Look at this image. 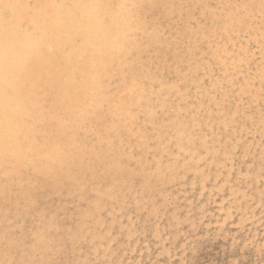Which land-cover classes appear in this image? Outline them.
<instances>
[{
    "label": "snow or ice",
    "instance_id": "obj_1",
    "mask_svg": "<svg viewBox=\"0 0 264 264\" xmlns=\"http://www.w3.org/2000/svg\"><path fill=\"white\" fill-rule=\"evenodd\" d=\"M151 3L152 11L145 17L151 31L144 29L149 39H140L133 49L122 51L118 63H105L106 76L101 80L97 54L89 50L90 42L80 30L69 26L62 11L79 7L75 0H27L29 8L48 15L50 28L43 38L29 44L26 56L17 64L16 78L0 95L10 94L15 101L12 112L23 114L29 122L25 133L31 139L29 151L53 143L57 148L42 156L46 163L9 167L0 175V216L6 224L16 225L15 233L27 237L16 239L5 232L14 249L30 243L33 249L52 247L57 255L72 257L47 264H110L107 259H96L99 247L94 241L89 243L86 229L91 233L107 229L111 252L125 233L131 240L138 229L148 233L153 226L158 228L162 218L167 217L173 226H183L172 213L176 205L166 190L177 180L180 166L146 164L143 155L152 151L153 144L158 151L170 150L171 117L145 105L151 104L157 92L175 90V81L183 83L201 69L209 72L215 67L213 60L227 63L226 57L235 55L229 52L232 42L237 36H247L257 20L264 68V0H221L214 6L207 0H179L168 5L163 20L156 21L151 16L159 5L157 0ZM52 10L59 11L51 15ZM161 23L172 35L164 46L159 43ZM20 24L31 31L40 28L36 17L22 19ZM165 49L166 56L160 55ZM244 63L241 56L232 66L242 71ZM261 82L264 90V71ZM85 83L88 93L82 98ZM141 116L145 124L151 121L152 131L135 133ZM5 118L9 130L18 135L13 117L5 114ZM69 124L73 125L70 134ZM261 126L264 128V111ZM183 127L174 138L180 145H191L194 137L182 131ZM129 145L132 151H128ZM261 167L264 170V160ZM122 218L129 223L125 225ZM261 220L264 222V216ZM86 248L89 258H74L78 250L84 255ZM5 264L17 261L6 260Z\"/></svg>",
    "mask_w": 264,
    "mask_h": 264
},
{
    "label": "rangeland",
    "instance_id": "obj_2",
    "mask_svg": "<svg viewBox=\"0 0 264 264\" xmlns=\"http://www.w3.org/2000/svg\"><path fill=\"white\" fill-rule=\"evenodd\" d=\"M219 2H221V0H208L207 1V3H209V4L213 5V6L216 5ZM260 45H261L260 28H259V23H258V20H257V22L253 25V27H252L251 31L249 32V34L247 36H237L235 41L232 42L231 47L229 49V52H231L232 50L233 51L237 50V54L240 55L239 56L240 58H241V56L245 57V62H246L247 59H251L252 62L254 60L253 64L257 67L256 69H254L255 67H252V69H250V71H249L248 69L245 68V66H244L245 63H244V65H242V71H236L234 69V73H233V69H231V71H227L224 67L220 68V65L218 63H216L215 60H213L212 63L213 64L216 63V64H215V67L212 68L210 71H212V70H214V71H212V72L209 71V72H207L208 73L207 74V73H205L203 71V69H201L200 73H198L199 77H198L197 73H196L197 74L196 75L195 72H193L190 78H188V79L185 78V82L186 83L185 82L181 83V82L178 81L180 83V84L178 83V85H180V88H184L185 89V87L186 88L189 87V89H186V90H188L187 91L188 93L186 94V98H185V100L183 102L178 101V98L176 96H174V95H173L174 97L171 96V98H172L171 99L172 100L171 101L172 102L171 107L174 109V111L175 110H180L181 117H182L183 121L186 122L185 124H187V126H188V128L190 130L189 132H191V135L193 134L192 136L194 137L195 142L193 140L194 144L192 143L191 144L192 146L190 145L191 146L190 148L191 149H195L196 146H197V148H198V149L196 148L197 151L193 150L196 153L194 155L195 157H194V159H189L188 155L186 153L179 152L177 150V147L173 143L170 145V148L172 147L174 149L171 148L172 150L170 149L167 152L158 151L157 150V145L153 144L154 147H152L153 145L151 146V148L154 149V150L151 151L152 153H150L148 151H145L146 154L144 152L143 155L146 156L145 159L147 161L145 163L146 164H150V165H152V164L155 165L157 163L155 161L157 158H160L161 159V163L163 162L162 164H164L165 166H167V164H169L170 161L173 164H180L179 165L180 166V172L178 173L177 180L175 182L170 183L166 190H167V192H170L172 194V197H173V199L175 201V205L176 206L172 209V213H174L175 216L179 220L182 218L181 221H183L184 224H183V226H173L169 222V219L167 217H165V218H162L159 221V227L158 228L153 226L151 228V231L148 232V233H145L144 231L138 229L137 230V235L135 234L136 236L134 235L135 237L133 236L134 238H132L131 241L128 239L127 235H125L127 233H125L123 236L120 237L118 243L116 245L112 246V250L110 252V255H114L113 260L116 261L117 264H127V262H128V264H130L131 262H132V264H181V263L182 264H184V263L185 264H189V263L190 264H229V263L230 264H238L239 262L241 264H264V250L261 249V247L264 246V222H262V220H261V217L264 216L263 215L264 214V211H263L264 207H262V198H261L262 196L264 197V180L262 178V176H264V170H262V167L260 166L261 163H262V158L261 157L264 156V151H263L264 144H262V140H264V128L262 129L261 119H260L262 111H264V90L261 91V89H262V82H261V79H260L261 76H258V75L255 74V72L258 71L257 69L264 70V68H262V65H261ZM207 55H209L208 57L211 58L212 57V52L209 51ZM228 57H226V58H228ZM251 70H252V72H251ZM222 71H223V73H222ZM230 72H231V76H229ZM203 73H205L206 75L203 74ZM237 73H238V75H237ZM211 74L212 75L214 74V75L212 76ZM193 75H194V77H193ZM204 75L205 76H209V77L205 78ZM220 75L222 77L223 76L224 77L222 78ZM217 76H219V78L221 77L223 79L222 80V79L218 78L219 83H216ZM231 77H232L233 81H232ZM241 77H242L243 80H245V79H247V80L244 82L243 80H241ZM197 79H199V80H197ZM201 79H202V81H201ZM252 79L254 80L253 82L250 81ZM173 80H175L174 77H173ZM194 80H195V82H194ZM229 80H230V83H232V84L235 83V85H234L235 87L232 86L230 83H228ZM197 81H199V82H197ZM207 81H208V83H207ZM238 81H239L240 84H238ZM202 82L203 83L205 82L207 85H202L203 84ZM190 83H192V84H190ZM224 83L225 84L228 83L229 85L227 86V84L225 85ZM185 84L188 85V87ZM213 84L214 85L215 84H221L222 86L224 84V86L222 88L221 87H219V88L218 87H214L216 89H213L212 88ZM241 84H242V86H241ZM183 85H185V86H183ZM204 86H207V88L204 87ZM249 87H250V89H248ZM220 88H221L222 92H221ZM233 89H234V91H233ZM197 90H198V92L200 90L201 91L198 93ZM206 90H208V92ZM217 90H219V92ZM250 90H252V91H250ZM204 91H206V92H204ZM244 91H245V93H247L246 95L240 94V92L242 93ZM249 92H253L254 94L256 92L258 94H255L256 95V97H255V95H253V93L249 94ZM221 93H224V94H221ZM236 94H239V95H236ZM187 95H189V96H187ZM218 95H219V97L216 98L215 96H218ZM198 96H199V98H198ZM235 96L238 99L235 98ZM225 97H227V100H224ZM245 97L246 98L248 97V98L246 99ZM188 98H190V99H188ZM209 98H211V99L213 98V99L210 100ZM257 98H258V100H256ZM196 99H197V102H196ZM239 99H241L242 104H241ZM261 99H262L263 102L261 101ZM200 100H201V102H200ZM204 100H205V102H203ZM217 100L219 101L218 104H217V102H218ZM221 100H222V103H220ZM255 100L257 102V105L255 104ZM212 101H214V102H212ZM223 101H224V103H223ZM189 103H190V105H189ZM213 103H216L217 105L213 104ZM192 104H193V106H192ZM206 104H208V105H206ZM202 105L204 106L205 109H203ZM219 105H220V107H219ZM246 105L251 106L253 110L251 109V107H250V110H249L248 106H246ZM159 106H161V104ZM188 106H190L191 109L185 110V109L188 108ZM207 106H210V108L213 107L214 109L213 108L210 109ZM216 106H218V109L220 108L223 111L222 110H218ZM239 106L242 107V108L240 109ZM200 107H201V109H200ZM216 109H217V111H215ZM242 109H244V111ZM159 110H162V107H159ZM200 110H203V111H200ZM208 110L210 111V114L208 113L209 112ZM234 110H236V111H234ZM174 111L173 110H168V111L166 110L164 113L161 112V111H159V113L162 114L165 117L166 116L167 117L170 116L172 118V116L174 115L172 113L176 112V111L175 112ZM231 111H232V114H231ZM168 112H170L171 114L168 113ZM197 112H198V114H197ZM202 112L204 113V116H203ZM235 112H238V113L235 114ZM242 112L245 113V116H244V114ZM251 112L252 113L254 112L255 114H252ZM214 113H216V114L214 115ZM218 114H219V118H218ZM239 114L240 115L242 114L243 116L241 115L242 116L241 117ZM250 114H251V116H250ZM192 115H193V118H192ZM247 115H249L250 117L247 116ZM211 116H212V118H211ZM222 116H224V118ZM228 116H229V118H228ZM255 116H258V117L255 118ZM185 117H187L186 118L187 121H189L188 119H191L190 121L193 122L192 125H194V126H192L190 124V121L187 122ZM199 117H201V118L203 117V119H201ZM230 117H231V121L229 120ZM237 117L241 118L242 121L239 118H237ZM141 118H143L142 119L143 122L140 123L141 124V125H139L140 128L141 129H147L149 132L152 131L151 124H150L151 121L148 122L149 124H147V126H146V124H143L144 123V117L141 116ZM194 118L195 119L198 118V120H195ZM194 120L197 121V122H195ZM203 120H205V121H203ZM209 120L212 123H210ZM224 120H226L225 123L227 122L228 124L227 123L225 124ZM232 120H233V122H232ZM171 122H172V124H171ZM171 122H169L168 126L170 128L169 127L168 128L169 129L173 128V129L171 131H169L170 133L168 134V137L170 136L171 138H173L174 137L173 135L175 134L173 132L175 123H173L174 121H172V120H171ZM234 122H236V124H234ZM249 122H250V124H249ZM216 123H217L218 126H216ZM218 123H220V124H218ZM230 123L234 124V125H231ZM204 124H205V126L206 125L207 126L205 127ZM144 125L146 127H144ZM245 125H247V126H245ZM213 126H214V128H213ZM220 127L221 128L223 127V128L221 129ZM245 127H246V130H245ZM197 128H199V130H203V131H198ZM218 128H220V129H218ZM224 128H225V131L223 130ZM191 129H193V130H191ZM213 129H215V130H213ZM233 130H235V131L233 132ZM257 130H258V133H257ZM261 130H263V132ZM244 131L249 132V133H246ZM193 132L195 133V135H194ZM197 133H198V135H196ZM199 133H201V134L199 135ZM250 133H251V135H249ZM204 134H208V135H204ZM257 135H260V136H257ZM196 136H197V138H196ZM201 136H203V137H201ZM206 136L209 137V138H207ZM254 137L257 138V139L259 138L260 140L259 139L257 140ZM199 138L210 139L208 141L209 143L207 142L208 145H207V143H206L207 146L199 144ZM216 141H218V142H216ZM196 142H198V144ZM218 143H219V145H218ZM213 144H214V146H213ZM173 145L175 147H173ZM200 145L203 146V147H201V149H200V147H198ZM246 145H247V147H246ZM216 146H217V148H221L222 147V149H215ZM252 146H254V147H252ZM244 147H246V149ZM155 150H157V151H155ZM260 150H261V152H260ZM206 151H208V154H207ZM244 151H247V152H244ZM262 152H263V154H262ZM165 153H167V154H165ZM240 154H241V156H240ZM147 156H149V157H147ZM153 156H155V157L153 158ZM230 156H231V158H230ZM180 157H181V159H180ZM182 157L185 159V162H184V160H182L183 159ZM205 157H206V159H205ZM198 158H200L199 162H198ZM257 158H259V159H257ZM166 159H169V160H166ZM176 159H179V160H176ZM189 160H191V161H189ZM263 160H264V157H263ZM190 162H191V164H187V163H190ZM201 162H203L202 166H200ZM206 162H208V163H206ZM239 162H241V163H239ZM242 163H243V165H242ZM210 164L212 166H210ZM245 168H246V170H245ZM232 170H233V172H232ZM214 171H215V173H214ZM200 173H202V174H200ZM179 175L180 176H184L185 178L179 180ZM190 175H192V176H190ZM207 178H209V179H207ZM249 178H250V180H249ZM255 178H258V179H255ZM204 181H205V183H204ZM256 183H258V184L256 185ZM194 184H195V186H193ZM171 188H173V189H171ZM253 188H254V190H253ZM188 191H189V193H188ZM252 193H253V195H252ZM259 193H262L260 197H259ZM242 194H244V195H242ZM246 196H250V197H247L249 199V201H247L248 199L246 198ZM251 197L254 198V200ZM234 198H235V200H234ZM242 198H244L245 201L242 200ZM257 200H259V201H257ZM235 201H237V204H235ZM239 201H240V203H239ZM243 201H244V203H243ZM256 202H259V203H256ZM194 203H195V205H194ZM238 203H239V206H238ZM242 204H244V206ZM229 205H231V206H229ZM221 207H222V210H220L221 211L220 212L218 210L221 209ZM217 208H219V209H217ZM237 208L241 209V210H237ZM249 208H250V210H248ZM191 209H193V211ZM260 209H261V211H260ZM117 211H119V210H117ZM245 211H246V213H245ZM233 213H234L235 216L230 215V214H233ZM251 213H252V215H251ZM198 214L202 215V217L200 216V218H199ZM170 215H171V213L169 214V216ZM211 215H213V216H211ZM239 215H240V217H238ZM203 217H204V219H203ZM253 217H254V219H253ZM216 218H218V219H216ZM249 218H252V219H249ZM122 219H124V218H122ZM194 220H195V224L193 223ZM251 220H253V222ZM213 221H215V222H213ZM255 221H257V222H255ZM138 222H140L141 224L143 223L142 221H139V220H138ZM123 223L126 225V224L129 223V221L127 219H124ZM192 223L195 226L192 225ZM234 223H237L238 225L234 224ZM259 223H261V224H259ZM170 224H171V226H170ZM220 225L223 226L222 227L223 229L221 228ZM217 227H219V228H217ZM188 228H190V229H188ZM216 229H217V231H215ZM220 229H222V230H220ZM104 230L99 232V234L101 236V239H99V241H97V245L99 247V253L100 254L96 258H99V259H103L104 258L105 250L108 249V245L111 244V239L106 235L107 229H106L105 232H104ZM208 231H210V232H208ZM231 235H233V236L231 237ZM151 236H153V237H151ZM234 238H236L237 240H235ZM223 240H226V241H223ZM200 241H202V243H200L198 245V243ZM238 241H240V242H238ZM139 242H140V244H139ZM156 242L158 243V245H157ZM102 243H103V245H102ZM120 243H121V245H120ZM137 244H138V247H137ZM145 244H146V246H145ZM153 246H155V247H153ZM233 246H235V247H233ZM149 248H150V250H149ZM159 249L162 250V251H160ZM189 249H190V251L188 252ZM194 250H195V252H194ZM175 253H176V255H175ZM89 255H90L89 250L86 248L84 255H80L79 250H78L76 255H75V258L76 259H87V258H89ZM138 256H139L140 259H138ZM231 256H232V258H231ZM233 256H235V257H233ZM246 258H247V260H246ZM249 258L252 259V260H250ZM69 259H72V257L69 256V255H64V256L60 257L61 261H67ZM132 259H133V261H132ZM184 260L186 262H184ZM188 260H189V262H188ZM242 260H243L244 263L241 262Z\"/></svg>",
    "mask_w": 264,
    "mask_h": 264
},
{
    "label": "clouds",
    "instance_id": "obj_3",
    "mask_svg": "<svg viewBox=\"0 0 264 264\" xmlns=\"http://www.w3.org/2000/svg\"><path fill=\"white\" fill-rule=\"evenodd\" d=\"M79 7L72 10H62L70 27L80 30L81 35L90 42V51L97 54L98 77L103 80L106 76L104 71L105 63H118L122 59V51L133 49L140 39H149L144 29L151 28L145 22V17L152 11L151 0H75ZM179 2V0H157L159 11L151 16L153 21L163 20L168 5ZM191 3L192 0H185ZM199 2V0H196ZM59 10H52L51 15H56ZM36 17L39 20L38 31H31L21 27L22 19ZM48 15L27 6V0H0V90H6L8 82L17 76V64L28 52L30 43L43 38L46 29L50 24L46 23ZM85 25L87 27H85ZM160 45L164 46L172 39L167 27L161 23ZM160 55L166 56L165 51ZM81 97L88 93V84L81 86ZM15 103L11 95H0V175L6 168H21L32 164L39 166L46 163L42 159L45 153L56 151L57 145H44L36 152L29 151L31 139L27 136L26 129L28 121L21 113H13L12 106ZM5 114L13 117L14 127L20 130L18 135L9 130L8 120ZM72 124H69V134ZM2 195V193H0ZM16 225L5 223L3 216H0V264H5L6 260H15L17 264L24 261L34 262V264H47L56 259L60 260L52 247L35 248L29 245L20 244L18 248H13L10 241L5 238V232H10L16 239L24 237L23 233H15ZM85 236L89 238V243L101 239L98 233H91L85 230ZM114 255H110L108 249L105 250L103 259H107L110 264ZM75 258V257H74Z\"/></svg>",
    "mask_w": 264,
    "mask_h": 264
},
{
    "label": "bare ground",
    "instance_id": "obj_4",
    "mask_svg": "<svg viewBox=\"0 0 264 264\" xmlns=\"http://www.w3.org/2000/svg\"><path fill=\"white\" fill-rule=\"evenodd\" d=\"M207 1H208V0H207ZM212 3H213V2H212ZM219 3H220V2H219ZM213 4H214V3H213ZM85 27H87V26L85 25ZM255 29H256V28H255ZM255 36H256V35H255ZM254 44H255V43H254ZM231 52H235V55H234V56H233V55H229L230 58H229V57L226 58L227 63H218V64L220 65V68H221V67H224L227 71H231V69H233V73H234V69H235V68H233V66H232V65H233V61H236L237 63H239V61H240V57H239V56H240V55L237 54V50H235V51L232 50ZM231 52H230V53H231ZM207 54H208V53H207ZM208 56H209V55H208ZM210 56H211V55H210ZM237 57H238V58H237ZM209 58H210V57H209ZM258 58H259V57H258ZM253 62H254V60H253ZM253 62L251 61V59H247L246 62H245V65H244V64H243V65L245 66L246 69H248V70L250 71V69H252V67H255L254 69L257 68V67L253 64ZM214 64H216V63H214ZM218 68H219V67H218ZM216 69H217V68H216ZM246 69H245V70H246ZM217 70H218V69H217ZM217 70H216V71H217ZM243 70H244V69H243ZM248 70H247V71H248ZM257 70H258V71H257ZM257 70H256L257 72H255V74L258 75V76H261V72L264 71V70H261V69H257ZM203 71H204V70H203ZM212 71H214V70H212ZM212 71H210V72H212ZM254 71H255V70H254ZM251 72H252V70H251ZM199 73H200V72H199ZM213 73H214V72H213ZM220 73H221V72H220ZM222 73H223V71H222ZM224 73H225V72H224ZM195 74H196V73H195ZM195 74H194V75H195ZM203 74H205V73H203ZM207 74H208V73H207ZM214 74H215V73H214ZM214 74H213V75H214ZM226 74H227V73H226ZM251 74H252V73H251ZM194 75H193V77H194ZM196 75H197V74H196ZM205 75H206V74H205ZM205 75H204L205 78L209 77V76H205ZM211 75H212V74H211ZM213 75H212V76H213ZM215 75H216V74H215ZM222 75H223V74H222ZM227 75H228V74H227ZM234 75H235V74H234ZM234 75H233V76H234ZM237 75H238V73H237ZM253 75H254V74H253ZM201 76H202V75H201ZM220 76H221V75H220ZM229 76H231V72H230V75H229ZM239 76H240V75H239ZM244 76H245V75H244ZM249 76H250V75H249ZM254 76H255V75H254ZM198 77H199V74H198ZM221 77H222V76H221ZM221 77L219 78V76H217L216 83H219L218 78H219V79H222L224 76H223L222 78H221ZM246 77H247V76H246ZM256 77H257V76H256ZM174 78H175V77H174ZM201 78H202V77H201ZM215 78H216V77H215ZM234 78H235V77H234ZM187 79H188V78H187ZM209 79H210V78H209ZM231 79H232V77H231ZM238 79H239V78H238ZM244 79H245V78H244ZM249 79H250V78H249ZM260 79H261V78H260ZM190 80H191V79H190ZM192 80H193V79H192ZM197 80H199V79H197ZM222 80H223V79H222ZM227 80H228V79H227ZM241 80H243L242 77H241ZM241 80H240V81H241ZM246 80H247V79H245V80H243V81L245 82ZM174 81H175V80H174ZM201 81H202V79H201ZM203 81H204V80H203ZM211 81H212V80H211ZM232 81H233V79H232ZM234 81H235V80H234ZM250 81L253 82L254 80L252 79V80H250ZM256 81H257V80H256ZM194 82H195V80H194ZM197 82H199V81H197ZM235 82H236V81H235ZM241 82H242V81H241ZM248 82H249V81H248ZM175 83H176V88H175V90H168V91H166V92L163 93V94H160L159 92H157V94L153 97L151 104H150V105H145V107H150V108L153 109V110H156V109H159V107H162V110H159V111H161V112H163L164 110H165V111H166V110H167V111H168V110H173V111H174V109L171 107V104H172V102H171V101H172V100H171V99H172L171 96L174 95V96H176V97L178 98V101L183 102V101L185 100V98H186V94L188 93V92H187L188 90H186V89H189L188 85H186V84H185V85H186L188 88L185 87V89H184V88H180V85H178V83H179L178 81H175ZM183 83H184V82H183ZM185 83H186V82H185ZM202 83H203V82H202ZM204 83H205V82H204ZM204 83H203L202 85H207L206 83H205V84H204ZM207 83H208V81H207ZM228 83H230V80L228 81ZM228 83H226L227 86L229 85ZM179 84H180V83H179ZM190 84H192V83H190ZM199 84H200V83H199ZM224 84H225V83H224ZM224 84H223V86H224ZM226 84H225V85H226ZM230 84H231L232 86L235 85V83H233V84L230 83ZM238 84H240L239 81H238ZM246 84H247V83H246ZM185 85H183V86H185ZM208 85H209V84H208ZM211 85H212V84H211ZM244 85H245V84H244ZM251 85H252V84H251ZM260 85H261V84H260ZM189 86H190V85H189ZM213 86H214V84H213ZM223 86H222V87H223ZM238 86H239V85H238ZM238 86H237V87H238ZM241 86H242V84H241ZM252 86H253V85H252ZM252 86H251V87H252ZM198 87H199V86H198ZM204 87H205V86H204ZM222 87H221V88H222ZM230 87H231V86H230ZM234 87H235V86H234ZM237 87H236V88H237ZM254 87H255V86H254ZM254 87H253V88H254ZM258 87H259V86H258ZM191 88H192V87H191ZM206 88H207V87H206ZM212 88H213V89H216V88H214V87H212ZM218 88H219V87H218ZM221 88H220V90H221ZM225 88H226V87H225ZM231 88H232V87H231ZM243 88H244V87H243ZM203 89H204V88H203ZM237 89H238V88H237ZM241 89H242V88H241ZM241 89H240V90H241ZM248 89H250V87H249ZM254 89H255V88H254ZM259 89H260V88H259ZM245 90H246V89H245ZM200 91H201V90H200ZM200 91H199V92H200ZM206 91L208 92V90H206ZM206 91H204V92H206ZM214 91H215V90H214ZM214 91H213V92H214ZM217 91L219 92V90H217ZM217 91H216V92H217ZM225 91H226V90H225ZM231 91H232V90H231ZM233 91H234V89H233ZM250 91H252V90H250ZM261 91H262V89H261ZM189 92H190V91H189ZM195 92H196V91H195ZM197 92H198V90H197ZM199 92H198V93H199ZM221 92H222V90H221ZM227 92H228V91H227ZM246 92H247V91H246ZM234 93H235V92H234ZM251 93H253V92H249V94H251ZM191 94H192V93H191ZM206 94H207V93H206ZM212 94H213V93H212ZM221 94H224V93H221ZM232 94H233V93H232ZM240 94H244V95H246L247 93H245V91H244V92H242V93L240 92ZM255 94H258V93L255 92ZM255 94L253 93V95H255ZM80 95H82V93H80ZM214 95H215V94H214ZM236 95H239V94H236ZM174 96H173V97H174ZM187 96H189V95H187ZM195 96H196V95H195ZM201 96H202V95H201ZM204 96H205V95H204ZM204 96H203V97H204ZM220 96H221V95H220ZM223 96H224V95H223ZM193 97H194V96H193ZM211 97H212V96H211ZM215 97L217 98V97H219V95H218V96H215ZM255 97H256V95H255ZM257 97H258V96H257ZM198 98H199V96H198ZM201 98H202V97H201ZM220 98H221V97H220ZM235 98H237V97L235 96ZM245 98H246V97H245ZM247 98H248V97H247ZM247 98H246V99H247ZM253 98H254V97H253ZM175 99H176V98H175ZM188 99H190V98H188ZM202 99H203V98H202ZM205 99H206V98H205ZM209 99L212 100L213 98H212V99L209 98ZM237 99H238V98H237ZM246 99H245V100H246ZM176 100H177V99H176ZM186 100H187V99H186ZM192 100H193V99H192ZM224 100H225V99H224ZM239 100H240V102H241V99H239ZM245 100H244V101H245ZM249 100H250V99H249ZM256 100H258V98H257ZM256 100H255V104L257 105ZM190 101H191V100H190ZM193 101H194V100H193ZM217 101H218V100H217ZM242 101H243V100H242ZM246 101H247V100H246ZM253 101H254V100H253ZM261 101H262V99H261ZM174 102H175V101H174ZM180 102H179V103H180ZM185 102H186V101H185ZM196 102H197V99H196ZM200 102H201V100H200ZM203 102H205V100H204ZM212 102H214V101H212ZM251 102H252V101H251ZM262 102H263V101H262ZM186 103H187V102H186ZM194 103H195V102H194ZM218 103H219V101L217 102V104H218ZM220 103H222V100H221ZM223 103H224V101H223ZM236 103H237V102H236ZM238 103H239V102H238ZM160 104H161V106H159ZM182 104H183V103H182ZM195 104H196V103H195ZM195 104H194V105H195ZM200 104H201V103H200ZM203 104H204V103H203ZM209 104H210V103H209ZM213 104H216V103H213ZM217 104H216V105H217ZM241 104H242V102H241ZM245 104H246V103H245ZM245 104H244V105H245ZM247 104H248V103H247ZM253 104H254V103H253ZM255 104H254V105H255ZM179 105H180V104H179ZM179 105H178V106H179ZM183 105H184V104H183ZM183 105H182V106H183ZM189 105H190V103H189ZM206 105H208V104H206ZM258 105H259V104H258ZM178 106H177V107H178ZM185 106H186V105H185ZM185 106H184V107H185ZM192 106H193V104H192ZM202 106H203V105H202ZM212 106H213V105H212ZM223 106H224V105H223ZM241 106H242V105H241ZM246 106H248V105H246ZM207 107L210 108V106H207ZM216 107H217V109H218V106H216ZM219 107H220V105H219ZM226 107H227V106H226ZM250 107H251V106H248L249 110H250ZM260 107H261V106H260ZM194 108H195V107H194ZM196 108H197V107H196ZM212 108H213V107H212ZM212 108H210V109H212ZM224 108H225V107H224ZM224 108H223V109H224ZM239 108L241 109L242 107L239 106ZM188 109H191V107L188 106V108L185 109V110H188ZM198 109H199V108H198ZM200 109H201V107H200ZM203 109H205L204 106H203ZM210 109H209V110H210ZM213 109H214V108H213ZM217 109H216L215 111H217ZM245 109H246V108H245ZM251 109H252V107H251ZM261 109H262V108H261ZM209 110H208V111H209ZM218 110H222V109L219 108ZM236 110H237V109H236ZM236 110H234V111H236ZM242 110L244 111V109H242ZM249 110H248V111H249ZM252 110H253V109H252ZM165 111H164V112H165ZM175 111H176V112H175ZM175 111H174L175 113H172V114H174V115H173V116L171 115V116H172L171 120L174 121L173 123H175V124H174V130H173V132L176 133V132H177V129L180 128L181 125H184V127L182 128V131H184V132L187 133L188 135H191V132H189L190 130H189L187 124H185L186 122L183 121V119H182V117H181L180 110H175ZM200 111H203V110H200ZM211 111H212V110H211ZM222 111H223V110H222ZM227 111H228V110H227ZM227 111H226V112H227ZM239 111H240V110H239ZM164 112H163V113H164ZM194 112H195V111H194ZM194 112H193V113H194ZM204 112H205V111H204ZM213 112H214V111H213ZM229 112H230V111H229ZM254 112H255V111H254ZM254 112H253V113L251 112V113H252V114H255ZM168 113H170V112H168ZM189 113H190V112H189ZM193 113H192V114H193ZM202 113H203V112H202ZM208 113L210 114V111H209ZM217 113H218V112H217ZM224 113H225V112H224ZM237 113H238V112H235V114H237ZM240 113H241V112H240ZM242 113H243V112H242ZM170 114H171V113H170ZM170 114H169V115H170ZM185 114H186V113H185ZM197 114H198V112H197ZM212 114H213V113H212ZM212 114H211V115H212ZM215 114H216V113H214V115H215ZM221 114H222V113H221ZM221 114H220V115H221ZM231 114H232V111H231ZM235 114H234V115H235ZM243 114H244V116H245V113H243ZM189 115H190V114H189ZM205 115H206V114H205ZM239 115H240V114H239ZM241 115H242V114H241ZM241 115H240V116H241ZM190 116H191V115H190ZM194 116H195V115H194ZM196 116H197V115H196ZM203 116H204V113H203ZM208 116H209V115H208ZM242 116H243V115H242ZM242 116H241V117H242ZM247 116H249V115H247ZM250 116H251V114H250ZM250 116H249V117H250ZM142 117H143V116H142ZM166 117H167V116H166ZM183 117H184V116H183ZM187 117H188V116H187ZM187 117H185V119H186ZM222 117L224 118V116H222ZM225 117H226V116H225ZM234 117H235V116H234ZM257 117H258V116H255V118H257ZM192 118H193V115H192ZM199 118H201V117H199ZM208 118H209V117H208ZM211 118H212V116H211ZM218 118H219V114H218ZM228 118H229V116H228ZM237 118H239V117H237ZM244 118H245V117H244ZM255 118H254V119H255ZM142 119H143V118H141V117L139 118V123H138V125H137V127H136V129H135V133H138V132H141L142 130H144V129H141L140 126H139V125H141L140 123L143 122ZM194 119H195V118H194ZM201 119H203V117H202ZM201 119H200V120H201ZM206 119H207V118H206ZM239 119L241 120V118H239ZM245 119H246V118H245ZM260 119H261V118H260ZM188 120L190 121L191 119H188ZM195 120H198V118L195 119ZM195 120H194V121H195ZM218 120H219V119H218ZM229 120L231 121V117H230ZM229 120H228V121H229ZM186 121H187V119H186ZM189 121H187V122H189ZM203 121H205V120H203ZM209 121H210V120H209ZM213 121H214V120H213ZM225 121H226V120H224V123H225ZM235 121H236V120H235ZM237 121H238V120H237ZM241 121H242V120H241ZM254 121H255V120H254ZM259 121H260V120H259ZM118 122H119V121H118ZM149 122H150V121H149ZM195 122H197V121H195ZM218 122H219V121H218ZM232 122H233V120H232ZM232 122H231V123H232ZM250 122H251V121H250ZM250 122H249V124H250ZM210 123H212V122L210 121ZM210 123H209V124H210ZM226 123H227V122H226ZM226 123H225V124H226ZM231 123H230V124H231ZM239 123H240V122H239ZM253 123H254V122H253ZM143 124H145V123H143ZM147 124H149V123H147ZM147 124H146V126H147ZM150 124H151V123H150ZM171 124H172V122H171ZM190 124L192 125L193 122L190 121ZM206 124H207V123H206ZM218 124H220V123H218ZM227 124H228V123H227ZM234 124H236V122H234ZM234 124H231V125H234ZM168 125H169V124H168ZM185 125H186V126H185ZM188 125H189V124H188ZM210 125H211V124H210ZM213 125H214V124H213ZM238 125H239V124H238ZM146 126L144 125V127H146ZM192 126H194V125H192ZM204 126H205V124H204ZM206 126H207V125H206ZM206 126H205V127H206ZM208 126H209V125H208ZM214 126H215V125H214ZM214 126H213V128H214ZM216 126H218L217 123H216ZM220 126H221V125H220ZM223 126H224V125H223ZM229 126H230V125H229ZM245 126H247V125H245ZM168 127H169V126H168ZM172 127H173V126H172ZM201 127H202V126H201ZM147 128H148V127H147ZM169 128H170V127H169ZM193 128H194V127H193ZM210 128H211V127H210ZM220 128H221V127H220ZM220 128H218V129H220ZM222 128H223V127H222ZM222 128H221V129H222ZM230 128H231V127H230ZM230 128H229V129H230ZM243 128H244V127H243ZM172 129H173V128H172ZM172 129H170V131H171ZM195 129H196V128H195ZM197 129H198V131H203V130H199V128H197ZM226 129H227V128H226ZM241 129H242V128H241ZM253 129H254V128H253ZM262 129H263V128H262ZM191 130H193V129H191ZM213 130H215V129H213ZM223 130L225 131V128H224ZM243 130H244V129H243ZM245 130H246V127H245ZM217 131H218V130H217ZM221 131H222V130H221ZM230 131H231V130H230ZM230 131H229V132H230ZM234 131H235V130H233V132H234ZM261 131L263 132V130H261ZM173 132H172V133H173ZM210 132H211V131H210ZM213 132H214V131H213ZM213 132H212V133H213ZM222 132H223V131H222ZM244 132H246V131H244ZM251 132H252V131H251ZM135 133H133L132 144L135 143V139H134V137H135ZM169 133H170V132H169ZM193 133H194V132H193ZM202 133H203V132H202ZM214 133H215V132H214ZM214 133H213V134H214ZM227 133H228V132H227ZM231 133H232V132H231ZM241 133H242V132H241ZM246 133H249V132H246ZM252 133H253V132H252ZM257 133H258V130H257ZM200 134H201V133H199V135H200ZM217 134H218V133H217ZM219 134H220V133H219ZM228 134H229V133H228ZM235 134H236V133H235ZM237 134H238V133H237ZM261 134H262V133H261ZM192 135H193V134H192ZM192 135H191V136H192ZM194 135H195V133H194ZM196 135H198V133H197ZM204 135H208V134H204ZM210 135H211V134H210ZM210 135H209V136H210ZM223 135H224V134H223ZM249 135H251V133H250ZM173 136H175V134H174ZM173 136H172V137H173ZM218 136H219V135H218ZM218 136H217V137H218ZM236 136H237V135H236ZM244 136H245V135H244ZM244 136H243V137H244ZM257 136H260V135H257ZM201 137H203V136H201ZM206 137H207V136H206ZM212 137H213V136H212ZM168 138H169V139L167 140V143H169L170 145L173 143V144L177 147V150H178L179 152L186 153V154L188 155L189 159H194V157H195L194 155H195L196 153H195V151H193V150H196L197 146H196L195 149H191L190 147H191L192 145H191V146L188 145V144L180 145V144L177 143V141H176V139H175L174 137L171 138V137L169 136ZM196 138H197V136H196ZM207 138H209V137H207ZM215 138H216V137H215ZM226 138H227V137H226ZM247 138H248V137H247ZM254 138H255V137H254ZM216 139H217V138H216ZM216 139H215V140H216ZM221 139H222V138H221ZM239 139H240V138H239ZM251 139H252V138H251ZM251 139H250V140H251ZM255 139H257V138H255ZM258 139H259V138H258ZM258 139H257V140H258ZM196 140H197V139H196ZM209 140H210V139L199 138V144H201V145H206V143H207ZM212 140H213V139H212ZM212 140H211V141H212ZM250 140H249V141H250ZM259 140H260V139H259ZM233 141H234V140H233ZM251 141H252V140H251ZM194 142H195V140H194ZM212 142H213V141H212ZM216 142H218V141H216ZM247 142H248V141H247ZM196 143L198 144V142H196ZM208 143H209V142H208ZM208 143H207V145H208ZM248 143H249V142H248ZM193 144H194V143H193ZM210 144H211V143H210ZM210 144H209V145H210ZM220 144H221V143H220ZM258 144H259V143H258ZM174 145H173V147H175ZM201 145L198 146V147H200V149H201V147H203V146H201ZM207 145H206V146H207ZM218 145H219V143H218ZM240 145H241V144H240ZM249 145H250V144H249ZM151 146H152V145H151ZM213 146H214V144H213ZM228 146H229V145H228ZM152 147H154V145H153ZM194 147H195V146H194ZM246 147H247V145H246ZM246 147H244V148L246 149ZM252 147H254V146H252ZM171 148H172V147H171ZM171 148H170V149H171ZM205 148H206V147H205ZM209 148H210V147H209ZM213 148H214V147H213ZM257 148H258V147H257ZM259 148H260V147H259ZM263 148H264V147H263ZM172 149H174V148H172ZM172 149H171V150H172ZM197 149H198V148H197ZM206 149H207V148H206ZM215 149H222V147H221V148H217V146H216ZM235 149H236V148H235ZM241 149H242V148H241ZM132 150H133L132 146L129 145V147H128V151H132ZM152 150H154V149H152ZM204 150H205V149H204ZM242 150H243V149H242ZM253 150H254V149H253ZM155 151H157V150H155ZM174 151H175V150H174ZM196 151H197V150H196ZM201 151H202V150H201ZM212 151H213V150H212ZM212 151H211V152H212ZM215 151H216V150H215ZM219 151H220V150H219ZM263 151H264V149H263ZM175 152H176V151H175ZM204 152H205V151H204ZM206 152H207V154H208V151H206ZM221 152H222V151H221ZM233 152H234V151H233ZM244 152H247V151H244ZM260 152H261V150H260ZM150 153H152V152L150 151ZM202 153H203V152H202ZM209 153H210V152H209ZM214 153H215V152H214ZM226 153H227V152H226ZM145 154H146V152H145ZM159 154H160V153H159ZM165 154H167V153H165ZM165 154H164V155H165ZM168 154H169V153H168ZM176 154H177V153H176ZM207 154H206V155H207ZM241 154H242V153H241ZM241 154H240V156H241ZM260 154H261V153H260ZM262 154H263V152H262ZM164 155H163V156H164ZM199 155H200V154H199ZM230 155H231V154H230ZM253 155H254V154H253ZM156 156H157V155H156ZM236 156H237V155H236ZM258 156H259V155H258ZM262 156H263V155H262ZM147 157H149V156H147ZM154 157H155V156H153V158H154ZM166 157H167V156H166ZM196 157H197V156H196ZM206 157H207V156H206ZM206 157H205V159H206ZM217 157H218V156H217ZM223 157H224V156H223ZM223 157H222V158H223ZM226 157H227V156H226ZM263 157H264V156H263ZM263 157H261L262 160H263ZM145 158H146V156H144V161L146 162L147 160H146ZM182 158H183V157H182ZM230 158H231V156H230ZM234 158H235V157H234ZM240 158H241V157H240ZM242 158H243V157H242ZM261 158H260V159H261ZM180 159H181V157H180ZM257 159H259V158H257ZM166 160H169V159H166ZM176 160H179V159H176ZM182 160H184V162H185V159H184V158H183ZM195 160H196V159H195ZM199 160H200V158H198V162H199ZM155 161L157 162L156 164L154 163L156 166L167 167V166H165L164 164H162L163 162L161 163V159H160V158H157ZM155 161H154V162H155ZM189 161H191V160H189ZM189 161H188V162H189ZM209 161H210V160H209ZM213 161H214V160H213ZM165 162H166V161H165ZM165 162H164V163H165ZM170 162H171V161H170ZM179 162H180V161H179ZM216 162H217V161H216ZM246 162H247V161H246ZM180 163H181V162H180ZM202 163H203V162L200 163V166H202ZM206 163H208V162H206ZM225 163H226V162H225ZM233 163H234V162H233ZM239 163H241V162H239ZM252 163H253V162H252ZM165 164H166V163H165ZM187 164H191V162H190V163H187ZM204 164H205V163H204ZM218 164H219V163H218ZM261 164H262V163H261ZM152 165H153V164H152ZM167 165H168V164H167ZM178 165H180V164H178ZM194 165H195V164H194ZM208 165H209V164H208ZM213 165H214V164H213ZM242 165H243V163H242ZM259 165H260V164H259ZM203 166H204V165H203ZM210 166H212V165L210 164ZM260 166H261V165H260ZM260 166H259V167H260ZM222 167H223V166H222ZM239 167H240V166H239ZM186 168H187V167H186ZM191 168H192V167H191ZM201 169H202V168H201ZM207 169H208V168H207ZM209 169H210V168H209ZM199 170H200V169H199ZM240 170H241V169H240ZM245 170H246V168H245ZM193 171H194V170H193ZM203 171H204V170H203ZM254 171H255V170H254ZM200 172H201V171H200ZM232 172H233V170H232ZM251 172H252V171H251ZM214 173H215V171H214ZM195 174H196V173H195ZM200 174H202V173H200ZM192 175H193V174H192ZM192 175H190V176H192ZM179 176H180V175H179ZM198 176H199V175H198ZM231 176H232V175H231ZM183 177H184V176H183ZM196 177H197V176H196ZM203 177H204V176H203ZM209 177H210V176H209ZM201 178H202V177H201ZM205 178H206V177H205ZM262 178H263V180H264V176H262ZM262 178H261V179H262ZM198 179H199V178H198ZM202 179H203V178H202ZM207 179H209V178H207ZM255 179H258V178H255ZM179 180H181V179L179 178ZM249 180H250V178H249ZM217 181H218V180H217ZM246 181H247V180H246ZM258 181H259V180H258ZM180 182H181V181H180ZM180 182H179V183H180ZM204 183H205V181H204ZM257 184H258V183H256V185H257ZM177 185H178V184H177ZM188 185H189V184H188ZM190 185H191V184H190ZM198 185H199V184H198ZM260 185H261V184H260ZM174 186H175V185H174ZM199 186H200V185H199ZM203 186H204V185H203ZM169 188H170V187H169ZM174 188H175V187H174ZM183 188H184V187H183ZM202 188H203V187H202ZM255 188H256V187H255ZM259 188H260V187H259ZM171 189H173V188H171ZM193 189H194V188H193ZM260 189H261V188H260ZM220 190H221V189H220ZM253 190H254V188H253ZM256 190H257V189H256ZM245 191H246V190H245ZM251 191H252V190H251ZM258 191H259V190H258ZM181 192H182V191H181ZM256 192H257V191H256ZM259 192H260V191H259ZM188 193H189V191H188ZM262 193H263V192H262ZM262 193H259V197L261 196ZM190 194H191V193H190ZM242 195H244V194H242ZM247 195H248V194H247ZM252 195H253V193H252ZM250 196H251V195H250ZM250 196H246V198H247V197H250ZM262 197H263V196H262ZM262 197H261V198H262ZM175 198H176V197H175ZM181 198H182V197H181ZM251 198H252V197H251ZM247 199H248V198H247ZM252 199L254 200V198H252ZM259 199H260V198H259ZM173 200H174V199H173ZM234 200H235V198H234ZM242 200H244V198H242ZM244 201H245V200H244ZM244 201H243V203H244ZM247 201H249V199H248ZM257 201H259V200H257ZM174 202H175V201H174ZM231 202H232V201H231ZM178 203H179V202H178ZM239 203H240V201H239ZM239 203H238V206H239ZM248 203H249V202H248ZM256 203H259V202H256ZM256 203H255V204H256ZM186 204H187V203H186ZM235 204H237V201H235ZM245 204H246V203H245ZM184 205H185V204H184ZM194 205H195V203H194ZM218 205H219V204H218ZM240 205H241V204H240ZM242 205L244 206V204H242ZM247 205H248V204H247ZM256 205H257V204H256ZM258 205H259V204H258ZM229 206H231V205H229ZM179 208H180V207H179ZM250 208H251V207H250ZM250 208H249L248 210H250ZM217 209H219V208H217ZM235 209H236V208H235ZM251 209H252V208H251ZM191 210L193 211V209H191ZM220 210H222V207H221V209H219L218 211H220ZM237 210H241V209H238V208H237ZM237 210H236V211H237ZM252 210H253V209H252ZM216 211H217V210H216ZM246 211H247V210H246ZM246 211H245V213H246ZM260 211H261V209H260ZM263 211H264V210H263ZM213 212H214V211H213ZM220 212H221V211H220ZM240 212H241V211H240ZM251 212H252V211H251ZM230 213H231V212H230ZM215 214H216V213H215ZM242 214H243V213H242ZM242 214H241V215H242ZM261 214H262V213H261ZM198 215H199V218H200V216L202 217V215H200V214H198ZM230 215L235 216L234 213H233V214H230ZM246 215H247V214H246ZM251 215H252V213H251ZM259 215H260V214H259ZM259 215H258V216H259ZM263 215H264V214H263ZM211 216H213V215H211ZM231 217H232V216H231ZM238 217H240V215H239ZM256 217H257V216H256ZM226 218H227V217H226ZM232 218H233V217H232ZM258 218H259V217H258ZM181 219H182V218H181ZM181 219H180V220H181ZM203 219H204V217H203ZM205 219H206V218H205ZM216 219H218V218H216ZM228 219H229V218H228ZM249 219H252V218H249ZM253 219H254V217H253ZM123 220H124V219H123ZM198 220H199V219H198ZM221 220H222V219H221ZM256 220H257V219H256ZM196 221H197V220H196ZM202 221H203V220H202ZM208 221H209V220H208ZM225 221H226V220H225ZM251 221L253 222V220H251ZM251 221H250V222H251ZM260 221H261V220H260ZM125 222H126V221H125ZM213 222H215V221H213ZM246 222H247V221H246ZM252 222H251V223H252ZM255 222H257V221H255ZM258 222H259V221H258ZM193 223L195 224V220L193 221ZM193 223H192V225H194ZM204 223H205V222H204ZM220 223H221V222H220ZM227 223H228V222H227ZM207 224H208V223H207ZM234 224H237V223H234ZM259 224H261V223H259ZM126 225H127V224H126ZM213 225H214V224H213ZM228 225H229V224H228ZM237 225H238V224H237ZM170 226H171V224H170ZM194 226H195V225H194ZM203 226H204V225H203ZM220 226H221V225H220ZM229 226H230V225H229ZM261 226H262V225H261ZM213 227H214V226H213ZM222 227H223V226H221V228H222ZM244 227H245V226H244ZM190 228H191V227H190ZM190 228H188V229H190ZM217 228H219V227H217ZM224 228H225V227H224ZM159 229H160V228H159ZM181 229H182V228H181ZM199 229H200V228H199ZM213 229H214V228H213ZM222 229H223V228H222ZM222 229H220V230H222ZM225 229H226V228H225ZM259 229H260V228H259ZM200 230H201V229H200ZM105 231H106V229L104 230V232H105ZM201 231H202V230H201ZM204 231H205V230H204ZM206 231H207V230H206ZM215 231H217V229H216ZM208 232H210V231H208ZM222 232H223V231H222ZM254 232H255V231H254ZM201 233H202V232H201ZM216 233H217V232H216ZM224 233H225V232H224ZM224 233H223V234H224ZM234 233H235V232H234ZM241 233H242V232H241ZM246 233H247V232H246ZM255 233H256V232H255ZM144 234H145V233H144ZM161 234H162V233H161ZM193 234H194V233H193ZM207 234H208V233H207ZM217 234H218V233H217ZM247 234H248V233H247ZM125 235H127V234H125ZM136 235H137V234H136ZM136 235H135V236H136ZM152 235H153V234H152ZM200 235H201V234H200ZM221 235H222V234H221ZM233 235H234V234H233ZM233 235H231V237H232ZM135 236H134V237H135ZM144 236H145V235H144ZM219 236H220V235H219ZM134 237H133V238H134ZM142 237H143V236H142ZM151 237H153V236H151ZM157 237H158V236H157ZM196 237H197V236H196ZM220 237H221V236H220ZM201 238H202V237H201ZM223 238H224V237H223ZM146 239H147V238H146ZM234 239L237 240L236 238H234ZM241 239H242V238H241ZM259 239H260V238H259ZM133 240H134V239H133ZM149 240H150V239H149ZM153 240H154V239H153ZM200 240H201V239H200ZM98 241H99V240H98ZM130 241H131V240H130ZM198 241H199V240H198ZM223 241H226V240H223ZM232 241H233V240H232ZM232 241H231V242H232ZM243 241H244V240H243ZM153 242H154V241H153ZM160 242H161V241H160ZM238 242H240V241H238ZM238 242H237V243H238ZM99 243H100V242H99ZM156 243H157V242H156ZM200 243H202V241H200V242L198 243V245H199ZM207 243H208V242H207ZM130 244H131V243H130ZM139 244H140V242H139ZM147 244H148V243H147ZM153 244H154V243H153ZM209 244H210V243H209ZM102 245H103V243H102ZM120 245H121V243H120ZM141 245H142V244H141ZM141 245H140V246H141ZM150 245H151V244H150ZM155 245H156V244H155ZM157 245H158V243H157ZM235 245H236V244H235ZM238 245H239V244H238ZM128 246H129V245H128ZM145 246H146V244H145ZM196 246H197V245H196ZM228 246H229V245H228ZM236 246H237V245H236ZM121 247H122V246H121ZM137 247H138V244H137ZM147 247H148V246H147ZM153 247H155V246H153ZM197 247H198V246H197ZM201 247H202V246H201ZM233 247H235V246H233ZM240 247H241V246H240ZM240 247H239V248H240ZM103 248H104V247H103ZM237 248H238V247H237ZM120 249H121V248H120ZM190 249H191V248H190ZM190 249L188 250V252L190 251ZM204 249H205V248H204ZM233 249H234V248H233ZM149 250H150V248H149ZM155 250H156V249H155ZM159 250H160V249H159ZM159 250H158V251H159ZM151 251H152V250H151ZM160 251H162V250H160ZM160 251H159V252H160ZM174 251H175V250H174ZM116 252H117V251H116ZM142 252H143V251H142ZM194 252H195V250H194ZM237 252H238V251H237ZM118 253H119V252H118ZM118 253H117V254H118ZM156 253H157V252H156ZM161 253H162V252H161ZM190 253H191V252H190ZM239 253H240V252H239ZM168 254H169V253H168ZM172 254H173V253H172ZM188 254H189V253H188ZM188 254H187V255H188ZM232 254H233V253H232ZM118 255H119V254H118ZM127 255H128V254H127ZM137 255H138V254H137ZM157 255H158V254H157ZM175 255H176V253H175ZM248 255H249V254H248ZM170 256H171V255H170ZM173 256H174V255H173ZM198 256H199V255H198ZM124 257H125V256H124ZM132 257H133V256H132ZM142 257H143V256H142ZM171 257H172V256H171ZM190 257H191V256H190ZM233 257H235V256H233ZM237 257H238V256H237ZM249 257H250V256H249ZM122 258H123V257H122ZM150 258H151V257H150ZM187 258H188V257H187ZM231 258H232V256H231ZM138 259H140L139 256H138ZM161 259H162V258H161ZM177 259H178V258H177ZM189 259H190V258H189ZM229 259H230V258H229ZM249 259H250V258H249ZM121 260H122V259H121ZM141 260H142V259H141ZM227 260H228V259H227ZM237 260H238V259H237ZM246 260H247V258H246ZM246 260H245V261H246ZM250 260H252V259H250ZM255 260H256V259H255ZM130 261H131V260H130ZM132 261H133V259H132ZM134 261H135V260H134ZM153 261H154V260H153ZM158 262H159V261H158ZM167 262H168V261H167ZM184 262H186V261L184 260ZM188 262H189V260H188ZM196 262H197V261H196ZM227 262H228V261H227ZM241 262L244 263L243 260H242ZM254 262H255V261H254ZM256 262H257V261H256ZM135 263H136V262H135ZM239 263H240V262H239ZM239 263H238V264H239ZM127 264H128V262H127ZM130 264H132V262H131ZM181 264H182V263H181ZM184 264H185V263H184ZM189 264H190V263H189ZM229 264H230V263H229ZM240 264H241V263H240Z\"/></svg>",
    "mask_w": 264,
    "mask_h": 264
}]
</instances>
